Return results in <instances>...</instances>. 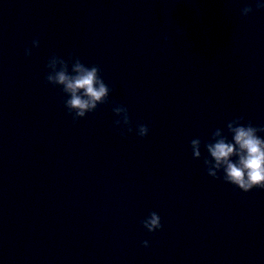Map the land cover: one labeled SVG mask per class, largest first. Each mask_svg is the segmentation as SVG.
Here are the masks:
<instances>
[{
    "label": "water",
    "instance_id": "water-1",
    "mask_svg": "<svg viewBox=\"0 0 264 264\" xmlns=\"http://www.w3.org/2000/svg\"><path fill=\"white\" fill-rule=\"evenodd\" d=\"M248 5L0 0V264H264V190L203 165L216 129L264 126V11L241 17ZM53 54L98 66L108 103L73 124L44 80Z\"/></svg>",
    "mask_w": 264,
    "mask_h": 264
},
{
    "label": "clouds",
    "instance_id": "clouds-1",
    "mask_svg": "<svg viewBox=\"0 0 264 264\" xmlns=\"http://www.w3.org/2000/svg\"><path fill=\"white\" fill-rule=\"evenodd\" d=\"M264 11V3L255 0V9L251 5L240 10L241 17H248L253 11ZM178 35H183L179 32ZM39 46V40L32 41V48ZM31 49H25V58L31 56ZM47 74L45 83L53 88H59L67 97L63 101V107L73 124L92 113L98 105L108 103L111 89L100 75V69L96 65H86L79 57L69 55L67 59L55 54L49 57L46 65ZM112 113L117 119L113 127L122 129L120 135L125 137L133 132L128 109L122 105H115ZM244 117H239L227 123L225 135L220 129H216L211 139L204 144L207 156L203 165L208 177L213 180H222L225 184L232 185L242 193H248L252 189L264 190V126L256 127L251 123L244 124ZM136 135L143 139L150 129L145 124L136 125ZM231 139H228V136ZM189 147L193 159L201 157V140L192 139ZM218 173L222 175L218 176ZM140 225L148 233L161 230L160 217L156 212H151L140 221ZM141 247L148 248L147 240L141 242Z\"/></svg>",
    "mask_w": 264,
    "mask_h": 264
}]
</instances>
